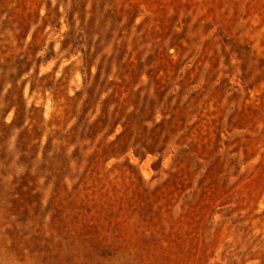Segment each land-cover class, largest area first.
Wrapping results in <instances>:
<instances>
[{
    "label": "rangeland",
    "instance_id": "rangeland-1",
    "mask_svg": "<svg viewBox=\"0 0 264 264\" xmlns=\"http://www.w3.org/2000/svg\"><path fill=\"white\" fill-rule=\"evenodd\" d=\"M70 4L0 0V47L26 58L17 85L26 79V110L37 108L32 121L0 129V264H264V0H80L73 26ZM101 63L100 78L128 83L121 97L151 102L148 128L176 104L182 120L172 133L157 129L155 153L98 163L86 182L95 201L80 205L85 159L121 127L84 141L78 156V142L47 145L76 118L49 126L52 91H31V77L73 95ZM24 126L40 132L18 145Z\"/></svg>",
    "mask_w": 264,
    "mask_h": 264
},
{
    "label": "trees",
    "instance_id": "trees-1",
    "mask_svg": "<svg viewBox=\"0 0 264 264\" xmlns=\"http://www.w3.org/2000/svg\"><path fill=\"white\" fill-rule=\"evenodd\" d=\"M83 11L80 0H71L67 12L70 26H73L72 18L74 14L77 13L80 15ZM93 12L94 5H92L89 11L90 17L85 21L84 27H81L84 33H87L91 27V21L94 19ZM58 15L59 13L56 7L51 8L46 13V17H56ZM67 35L70 37L73 36L74 30H70ZM10 51L8 47L4 49L0 47L1 130L14 124L23 125L26 119L32 121L33 118L36 117L34 110H37L33 105L26 110L25 100L23 98V89L26 79H24L19 86L17 85V81L29 70L28 64H26V58ZM87 56H89L88 52H86L84 57ZM85 62L88 64V59H85ZM102 70L104 69L101 63L92 78V83L85 86L82 90L76 91L73 95H67L60 89L59 80L53 84L52 81L48 79L47 75H34L31 77V91L34 88H40L41 91H45L46 89L52 91L54 101L56 102V109L52 114L57 115H52L51 122L53 123L49 124V126L54 125L59 127L60 124H62V120L68 119L69 121L74 117L76 118L73 125L64 132H62L65 126L64 123L61 125L62 129L55 128L52 134L47 138V145L51 146L53 140H59L64 144L61 146L63 147L61 150H63L66 145H72L78 142L72 152V156H78L80 149H85L87 146L81 145L84 141L89 140L91 144L95 135L103 130H105L104 138L106 139L115 132L118 126L121 127V130L115 134L112 140L98 143L95 150L85 159L86 165L81 178H85L86 175H88V178L85 181H79L74 187V190L77 189L81 182L83 187L77 189L75 194L78 195L81 190L85 191L83 198L79 201L80 205H85L89 201H95L94 198H88L86 191L92 189L93 193H95L99 189H94L96 184L87 185L86 182L91 174H93V171L97 170L98 163L100 164L104 159L106 161L111 157L119 158L129 150H132L134 156L139 158L145 157L147 153H155L157 150L155 146L159 141V135L157 136L156 132L157 129L163 128L166 129L167 132L172 133L177 121L182 120V118H179L174 121L175 115L173 111L177 108L176 104L171 108V113L169 114L170 118H163L148 128L146 123L154 121V107L151 105V102L148 105H138V92H131L127 96L121 97L124 92L121 88L124 85L127 86L128 83L120 77L119 73L117 74L119 81L107 80L104 77L100 78ZM8 82L11 86L7 89L6 93L1 96L5 84ZM108 89H111V92L98 101L100 95L103 92H107ZM83 94H85V98L81 101V95ZM97 106H99L98 111L96 109ZM130 106H132V109L129 110ZM11 110L14 112L13 119L9 123H6L4 121L5 115ZM58 110L59 112L57 113ZM93 115H95V118L90 120ZM37 129V126L30 129H28V126H24L23 131L18 137V145H23L24 141L31 136L32 132H36L37 135L40 132V130ZM58 169H60V167ZM56 189H61L63 191L59 186H57ZM68 195H72V192ZM106 202L107 201H103V203Z\"/></svg>",
    "mask_w": 264,
    "mask_h": 264
}]
</instances>
